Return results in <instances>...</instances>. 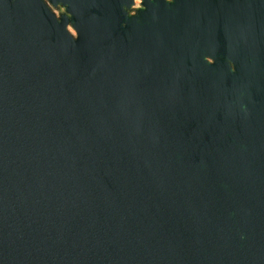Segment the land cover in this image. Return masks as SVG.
Instances as JSON below:
<instances>
[{
	"label": "water",
	"instance_id": "obj_1",
	"mask_svg": "<svg viewBox=\"0 0 264 264\" xmlns=\"http://www.w3.org/2000/svg\"><path fill=\"white\" fill-rule=\"evenodd\" d=\"M0 264H264V0H0Z\"/></svg>",
	"mask_w": 264,
	"mask_h": 264
},
{
	"label": "rangeland",
	"instance_id": "obj_2",
	"mask_svg": "<svg viewBox=\"0 0 264 264\" xmlns=\"http://www.w3.org/2000/svg\"><path fill=\"white\" fill-rule=\"evenodd\" d=\"M137 2H138V1H137ZM70 31H71L72 34H74V31H73L71 28H70Z\"/></svg>",
	"mask_w": 264,
	"mask_h": 264
}]
</instances>
